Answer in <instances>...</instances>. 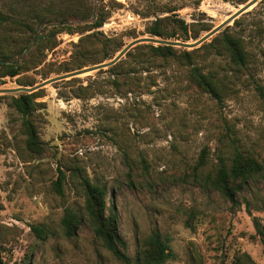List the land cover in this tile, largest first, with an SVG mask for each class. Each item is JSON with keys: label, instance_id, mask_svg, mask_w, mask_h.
<instances>
[{"label": "rangeland", "instance_id": "rangeland-1", "mask_svg": "<svg viewBox=\"0 0 264 264\" xmlns=\"http://www.w3.org/2000/svg\"><path fill=\"white\" fill-rule=\"evenodd\" d=\"M242 5L232 0H0L2 14L32 28H0V60L2 55L16 59L14 54L32 45L21 60L31 55L36 62L13 78L1 77L0 70V89L33 87L108 62L92 64L103 54L91 43L93 32L110 40L108 53L120 48L114 57L130 42L151 37L146 29L156 17L183 20L192 36L205 26L214 28ZM94 8L103 24L89 30L86 21ZM42 19L73 25L41 27ZM236 20L195 49L174 47L172 57L156 60L149 71L125 75L134 60L147 58L133 51L113 74L107 68L38 89L41 105L32 119L40 155L25 149L20 116L11 107V97L20 94H0L3 264H122L92 232L77 172L106 187V213L115 209L132 259L157 231L170 238L175 256L165 264H231L242 253L264 264V237L253 226L254 218L264 226V174L248 182L237 206L205 180L220 157L230 164L235 149L264 165V0ZM225 34L242 39L247 69L229 65L220 48ZM193 67L219 82L221 98L195 85ZM202 150L205 165L194 176ZM59 170L65 174L62 195L53 188ZM66 213L81 219L72 238L64 235ZM33 227L44 230V239Z\"/></svg>", "mask_w": 264, "mask_h": 264}, {"label": "trees", "instance_id": "trees-1", "mask_svg": "<svg viewBox=\"0 0 264 264\" xmlns=\"http://www.w3.org/2000/svg\"><path fill=\"white\" fill-rule=\"evenodd\" d=\"M236 5L245 4L248 0H232ZM168 9V12H172ZM45 19L40 20L43 23ZM62 19L58 23L64 22ZM46 23V22H44ZM103 24L101 15L95 19L91 24L85 27L89 30H97ZM237 24V20L234 21ZM5 25H15L17 29L24 32H31L32 28L25 22H18L12 20L9 16L0 12V28ZM170 27V28H168ZM213 26H205L195 32L192 36L188 35V26L183 20L175 17H156L154 21L146 29V33L151 37H158L165 40H180L182 42L188 41L190 38L196 40L201 32H208ZM228 26L223 30L225 32ZM98 32L90 34L92 44L99 46V52H102L100 59H97L92 64L100 63L110 60L113 55L119 51L116 49L112 53L107 52V43L109 39H101L97 36ZM221 49L226 53L229 60V65L236 69H247L250 63L249 53L246 50L242 39L237 35H223ZM216 39V38H214ZM95 42V43H94ZM21 48L14 56H20L24 51ZM133 51H138L147 56L141 60H134L132 65L125 73L127 77L134 75L136 72L149 71L153 67L156 60L165 61L173 56L175 48L171 46H154L151 44L137 45L126 53V56L132 55ZM185 55V54H184ZM1 59L4 61L14 62L16 59L9 55H2ZM34 58L27 55L26 58L20 60V63L0 65L1 77L13 78L30 67L34 66ZM123 60L117 62L114 66L108 68L106 72L113 74L117 69L122 66ZM90 64V63H89ZM79 68V67H78ZM192 79L195 85L212 97L219 99L222 96L219 82L215 81L213 76L208 77L201 73L200 69L193 67L191 70ZM21 86H31L27 84H20ZM38 98L36 92L32 94H20L16 97H11V107L20 116V126L25 134V149L31 155H40L42 151L41 143L38 138V132L35 122L32 119L34 111L41 105L37 102ZM205 150H202L198 160V168L195 170L194 176H198L197 171L205 165ZM264 174V165L252 157L245 156L237 149L233 154L230 164H226L223 158L218 159V164L215 172L208 173L205 180L210 186L218 191L232 206L238 205V195L242 192L243 188L248 187V182L257 176ZM80 179V185L84 192V211L91 221L92 232L94 236L100 240L103 247L111 253V255L120 261L122 264H165L168 260L174 259L175 256L170 249V238L163 236L157 231H153L146 238L145 247L139 251L135 258H130L127 254V247L125 241L122 239L119 228L116 211L114 208L110 209L107 214L106 187L92 183L87 177L83 176L80 172L76 173ZM65 180V174L59 170L57 179L53 183L54 191L62 195V186ZM81 224V219L78 215L73 213H66L62 219V226L64 235L67 238L76 236L78 226ZM254 229L261 238L264 237V226L260 225L257 219H253ZM39 239H44L45 232L40 227H33ZM0 264H3L0 258ZM231 264H256L251 257L242 253Z\"/></svg>", "mask_w": 264, "mask_h": 264}, {"label": "water", "instance_id": "water-1", "mask_svg": "<svg viewBox=\"0 0 264 264\" xmlns=\"http://www.w3.org/2000/svg\"><path fill=\"white\" fill-rule=\"evenodd\" d=\"M257 2H258V0H249L247 3L240 6V8L238 10H236V12H234L229 18H227L226 20H224L223 22H221L220 24H218L217 26L212 28L210 31L206 32L203 36H201L195 42L185 43V42H180V41L163 40V39L156 38V37H145V38L136 39V40L130 42L129 44H127L118 54H116L108 62L100 63V64H97L95 66L89 67V68L77 70L75 72H71V73H68L66 75L48 80L46 82H43V83L38 84V85L33 86V87H17V88H9V89H0V94H3V95L4 94H32L48 83H51V82H54L57 80H64V79H68V78H74V77H79V76H83V75H88V74L95 72V71L110 68V67L114 66L117 62H119L122 59V57L130 49H132L133 47H135L137 45L151 44L154 46H171V47H178V48H182V49H195V48L201 46L203 43H205L209 39H211L212 37H214L219 32H221V30L225 29L227 26L230 25V23L234 22L240 16L249 12L255 6V4ZM96 11H97V9L94 8L93 12H92L91 19L86 21L87 24H91L92 22L95 21ZM44 25H47L49 27H51V26L54 27V26H62V25H73V23L68 22V21H64L61 23L46 22V23H43L41 25V27ZM31 47H32V45L26 47L25 50L21 53V55L18 56L14 62L0 60V65H7V64L17 65V64H19L21 58L24 57L29 52Z\"/></svg>", "mask_w": 264, "mask_h": 264}]
</instances>
